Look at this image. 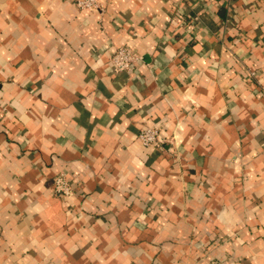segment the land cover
<instances>
[{
  "label": "crops",
  "instance_id": "obj_1",
  "mask_svg": "<svg viewBox=\"0 0 264 264\" xmlns=\"http://www.w3.org/2000/svg\"><path fill=\"white\" fill-rule=\"evenodd\" d=\"M75 1L0 0V264H264V0Z\"/></svg>",
  "mask_w": 264,
  "mask_h": 264
},
{
  "label": "built area",
  "instance_id": "obj_2",
  "mask_svg": "<svg viewBox=\"0 0 264 264\" xmlns=\"http://www.w3.org/2000/svg\"><path fill=\"white\" fill-rule=\"evenodd\" d=\"M77 6L81 9L98 8V4L95 0L78 1ZM138 58L139 57L130 48L118 46L114 49L110 62L114 70L120 72L132 69ZM137 139L145 148L150 150L160 149L164 143L159 129L155 127H147L140 130ZM53 190L62 197H69L73 194V188L64 174H59L54 178Z\"/></svg>",
  "mask_w": 264,
  "mask_h": 264
},
{
  "label": "rangeland",
  "instance_id": "obj_3",
  "mask_svg": "<svg viewBox=\"0 0 264 264\" xmlns=\"http://www.w3.org/2000/svg\"><path fill=\"white\" fill-rule=\"evenodd\" d=\"M78 1H83V0H76V1H75L76 6H77V2H78ZM96 3L98 4V8L95 9V7H92V9H94V10H96V11L100 10L101 8L104 9V6H103L102 4H100V3H98V2H96ZM77 7H78V6H77ZM78 9H80V10H84V9L79 8V7H78ZM104 10H105V9H104Z\"/></svg>",
  "mask_w": 264,
  "mask_h": 264
}]
</instances>
